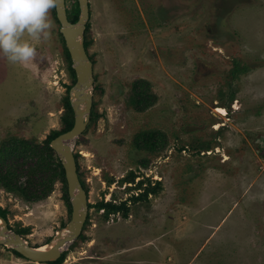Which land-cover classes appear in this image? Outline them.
<instances>
[{"label": "rangeland", "instance_id": "374dc122", "mask_svg": "<svg viewBox=\"0 0 264 264\" xmlns=\"http://www.w3.org/2000/svg\"><path fill=\"white\" fill-rule=\"evenodd\" d=\"M89 5L93 104L73 143L88 214L60 264H264V0ZM66 8L77 22L79 0ZM49 14L32 61L0 56V146L45 145L75 122L77 73L55 5ZM146 130L152 149L136 144ZM0 211L32 246L48 244L72 219L65 169L38 200L0 182ZM14 250L0 243V264L53 262Z\"/></svg>", "mask_w": 264, "mask_h": 264}, {"label": "water", "instance_id": "95a60500", "mask_svg": "<svg viewBox=\"0 0 264 264\" xmlns=\"http://www.w3.org/2000/svg\"><path fill=\"white\" fill-rule=\"evenodd\" d=\"M81 13L77 22H72L67 13L66 0H56V15L61 23L60 31L64 35L71 53L77 82L71 90V103L75 110V122L71 129L59 134L51 140V147L63 161L72 200V219L65 229L49 243L48 248L32 246L22 235L13 232L7 220L0 215V243L12 246L24 257L38 262L56 261L66 243L79 237L88 214V193L83 187L77 160L73 149L75 139L83 133L89 120L93 104L94 64L85 47L84 37L87 21L90 18L89 0H79Z\"/></svg>", "mask_w": 264, "mask_h": 264}, {"label": "trees", "instance_id": "16d2710c", "mask_svg": "<svg viewBox=\"0 0 264 264\" xmlns=\"http://www.w3.org/2000/svg\"><path fill=\"white\" fill-rule=\"evenodd\" d=\"M78 16L70 18L77 20ZM88 30L86 28L85 34ZM85 47L88 49L89 41L85 39ZM92 59V57L90 56ZM93 60V59H92ZM74 72V69H73ZM67 104L70 107L71 102L68 98ZM74 125V120H68L66 128L63 132L71 129ZM61 134V132H53L45 145H40L29 139L11 138L4 140L0 146V182L9 189H15L23 193L26 198L38 200L46 196L61 173L64 175L63 164L58 160L55 151L50 146L49 142ZM158 133L156 131H143L136 138L138 147L152 149L157 142ZM79 169V168H78ZM79 171V170H78ZM25 180H22V176ZM83 187L84 183L81 182ZM85 188V187H84ZM108 205V204H107ZM113 208L115 205L109 204ZM5 219L6 215L0 211ZM18 256H22L18 251L14 250ZM63 261V256L52 264H60Z\"/></svg>", "mask_w": 264, "mask_h": 264}, {"label": "clouds", "instance_id": "9594fccd", "mask_svg": "<svg viewBox=\"0 0 264 264\" xmlns=\"http://www.w3.org/2000/svg\"><path fill=\"white\" fill-rule=\"evenodd\" d=\"M56 0H0V56L27 64L36 55L35 41L51 36L49 10Z\"/></svg>", "mask_w": 264, "mask_h": 264}, {"label": "bare ground", "instance_id": "6f19581e", "mask_svg": "<svg viewBox=\"0 0 264 264\" xmlns=\"http://www.w3.org/2000/svg\"><path fill=\"white\" fill-rule=\"evenodd\" d=\"M218 110H219L221 113H224V114L227 112L226 108H224V107H218ZM67 231H68L67 229H64L62 232H63L64 234H66ZM50 245H51V243H48V244L42 245V248H48Z\"/></svg>", "mask_w": 264, "mask_h": 264}]
</instances>
